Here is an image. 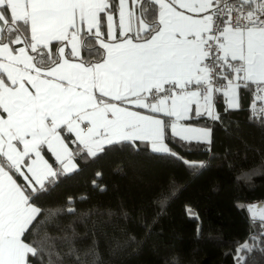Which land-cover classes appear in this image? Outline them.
I'll return each instance as SVG.
<instances>
[{
	"label": "snow or ice",
	"instance_id": "obj_1",
	"mask_svg": "<svg viewBox=\"0 0 264 264\" xmlns=\"http://www.w3.org/2000/svg\"><path fill=\"white\" fill-rule=\"evenodd\" d=\"M244 98L248 121L264 127V0H0V264H104L95 239L80 249L74 230L48 234L46 221L75 208L41 197L113 145L199 174L208 161L185 153L212 157L216 126L231 134L224 117L245 110ZM261 169L264 156L236 180ZM102 178L93 188L106 190ZM174 196V188L158 194V215ZM234 206L251 227L256 203ZM185 214L198 221L199 237V214L190 205ZM259 220L264 245V209ZM255 241L250 233L225 255L254 264L246 256ZM142 244L126 235L110 253Z\"/></svg>",
	"mask_w": 264,
	"mask_h": 264
},
{
	"label": "trees",
	"instance_id": "obj_2",
	"mask_svg": "<svg viewBox=\"0 0 264 264\" xmlns=\"http://www.w3.org/2000/svg\"><path fill=\"white\" fill-rule=\"evenodd\" d=\"M242 103L245 110L224 117L232 122L231 134L216 126L212 157L203 151L185 153L189 160L208 161L199 174L149 151L132 154L124 145H113L101 158L79 164L81 170L60 177L55 188L41 197L45 206L75 208L74 213L63 212L52 222L46 221L48 234L61 237L74 230L80 249L95 239L104 264H163L170 254H178L180 264H233V257L225 253L234 249L235 241L243 243L252 233L256 241L246 261L251 258L254 264H264L259 218L250 227L245 213L234 206L238 199L264 201V169L248 180H236L242 171L258 167L264 156V127L248 121V98ZM223 107L220 104L217 110ZM98 172L103 173L100 186H106L105 191L92 186ZM173 188L174 198L158 215L160 209L154 201ZM69 198H73L71 205L66 204ZM185 205L199 214V237L198 221L185 214ZM122 209L128 212L127 218L121 215ZM109 210L115 214L109 216ZM126 235H135L142 246L112 255L114 241ZM56 243L58 249L64 247L60 240Z\"/></svg>",
	"mask_w": 264,
	"mask_h": 264
},
{
	"label": "rangeland",
	"instance_id": "obj_3",
	"mask_svg": "<svg viewBox=\"0 0 264 264\" xmlns=\"http://www.w3.org/2000/svg\"><path fill=\"white\" fill-rule=\"evenodd\" d=\"M248 202H255L256 203V205H257V218H259L260 210L264 209V203H261V202H264V201L251 200V201H248Z\"/></svg>",
	"mask_w": 264,
	"mask_h": 264
},
{
	"label": "crops",
	"instance_id": "obj_4",
	"mask_svg": "<svg viewBox=\"0 0 264 264\" xmlns=\"http://www.w3.org/2000/svg\"><path fill=\"white\" fill-rule=\"evenodd\" d=\"M190 123V122H189Z\"/></svg>",
	"mask_w": 264,
	"mask_h": 264
}]
</instances>
